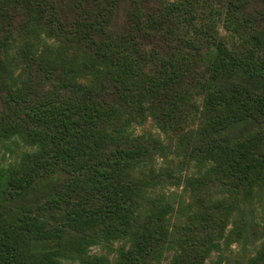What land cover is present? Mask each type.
<instances>
[{
    "label": "rangeland",
    "instance_id": "1",
    "mask_svg": "<svg viewBox=\"0 0 264 264\" xmlns=\"http://www.w3.org/2000/svg\"><path fill=\"white\" fill-rule=\"evenodd\" d=\"M177 1L187 5L186 11L167 7ZM190 9L201 16L199 26L226 45L230 32L223 23L243 24L246 29L240 32L255 35L261 45L258 53L264 55V0H0V220L4 229L20 234L19 242L37 261L47 264L53 254L66 264H81L101 252L116 264H126L127 255L149 240L156 214L168 207L165 201L176 198L175 211L164 216L162 241L149 254L150 264L177 259L180 264H264L259 253L264 244V167L246 169L250 181H243L242 173L215 181L210 158L201 157L188 140L178 145V136L192 131L197 117L187 109L178 128L160 115L157 101L172 95L200 105L211 67L222 62L215 45L198 40L189 28ZM208 15L214 20L209 28ZM185 40L196 42L182 44ZM131 66L135 71L125 75V85L142 92L141 110L125 102L121 74ZM160 66L167 75L178 76L167 89L148 94L144 89L151 77L160 79ZM234 71L227 79L236 97L243 99L251 92L264 97L260 84L238 68ZM77 85L86 88L77 92ZM70 101L79 102L74 115L30 116L48 103ZM81 101L97 102L110 115L89 127L98 136L97 144L74 141L72 152L79 161H61L57 126L66 123V132L78 129L75 119L82 111ZM237 114L240 121L224 129L222 139L236 142L253 134V126ZM128 117L138 121L134 134L159 137L168 152L165 158L154 151L144 154L140 157L144 161L120 176L122 190L138 214L127 231L113 237L107 224L118 228L119 223L96 221L99 216L93 213L98 214L105 201L85 168L129 148L124 133H117ZM164 169L179 179L168 181ZM159 173L162 176H155ZM190 175L192 185L185 180ZM13 177L22 182L9 185ZM179 199L186 208H176ZM188 222L195 223L199 237L212 236L210 241L192 247ZM36 225L43 228V235L53 228L63 232L59 239H43Z\"/></svg>",
    "mask_w": 264,
    "mask_h": 264
},
{
    "label": "trees",
    "instance_id": "2",
    "mask_svg": "<svg viewBox=\"0 0 264 264\" xmlns=\"http://www.w3.org/2000/svg\"><path fill=\"white\" fill-rule=\"evenodd\" d=\"M167 7L173 11H186L187 5L182 1H177L169 2ZM187 12L191 13L188 15L189 19L186 17L190 25L189 28L198 36V40H207L215 45L216 52L221 56L222 62L220 66L211 67V72L209 73L203 89V92H205L204 99L200 105L195 101L193 103H189L190 101L183 103L178 95H172L170 97H165L164 100L157 101L160 106V115L169 121L167 124L171 122L180 128L181 124L185 121V118L183 120V115L186 113L187 109L191 111L197 117L198 122L192 131L182 133L178 136V145L188 140L189 143L192 144L193 150L197 149L198 153H202L201 157L210 158L214 164L212 167L215 171V181L227 174L231 177L239 178V173H242L241 177L243 181H250L251 176L246 169L254 168V166L257 165L264 167V97H260L262 94L259 96L253 92L248 93L243 99L240 96L236 97L233 94V89L229 86L230 82L227 79L229 75L227 76V74L235 73L234 69L238 68L251 80L260 84V89H263L264 96V55L261 56L260 53H258L261 45L258 44L259 41L256 40L255 35L247 34L245 36L240 32V29H246L243 24L232 20L231 22L225 21L223 23V27L230 32V36L226 37V45V42L222 38L215 39L210 36L207 31L203 29L206 28L205 26H199L197 20L201 19V16H197L196 11L190 9V11L188 10ZM206 19L208 20L207 27H212L214 23L212 17L208 15ZM128 42L130 44L135 43V41ZM191 42L195 43L196 41L191 40ZM191 42L185 40L182 41V44ZM1 63L2 60L0 59V64ZM125 67L123 69L124 73L121 74L125 86V102L128 106L137 104V109L140 108L141 110L142 107L140 105L141 100L139 96L143 95L142 92L139 91L135 93V87L128 88L125 85L126 78L124 77L127 74L130 75L134 73V66H131L129 69ZM164 67L165 66H160L161 70L158 74L160 79L151 77L148 81V87L144 89L146 93L156 94L160 92V90L167 89L166 86L175 81L178 75H167ZM183 72H185V70H183ZM224 75L226 76L224 77ZM75 88H77V92H80L86 87L84 85H77ZM134 93L137 96L133 95ZM76 104H79V102L70 101L68 104L62 103L59 105L48 103L45 108H38L36 111L32 112L30 116L37 119H45L55 117L62 118L59 115L55 116L59 112H69L74 115L73 113H77L78 111V105L75 106ZM80 104L82 105V111L80 114H77V119H75L77 121L75 125L78 129L66 132L68 130L66 123H61L57 126L59 132L57 131L58 133L55 134L58 137L61 135L59 137L57 153L61 161H79V159L76 158L78 156L76 151L72 152L74 141L90 140L94 144H97L98 136H96L89 127H92L98 120L106 119L110 115V113H107V110L97 102L81 101ZM134 112L136 111L134 110ZM237 113H241L245 124L253 126V134L244 138L241 136L243 139L236 142H233L229 138L222 139L221 135L224 133L222 131H224V129L228 130L235 122L240 121L235 118L239 115ZM136 122L138 123L135 118L131 119L128 117L124 124H120V128L117 131L120 136L124 133L125 140L129 142L128 149H118L102 160H95L94 163L86 164L87 166L85 168L89 170L87 176L102 193V198L105 201L102 207L98 209V214L97 212L93 213L99 216L96 221L98 223H103L107 220V222L114 223L117 221L119 223L118 228L107 224L108 232L111 233L110 235L113 237H117L123 231H127L131 226L130 224L135 222L136 215L138 214L132 209V203L127 191L122 190L123 183L121 184L122 180H120V176L123 172L125 173L133 167L134 164L144 161L140 158L142 155H147L154 151L160 153L165 158L168 152V146L163 145L164 143L159 137H154L151 133L134 134L133 124ZM161 129H163L162 131L168 132L166 126L161 127ZM169 130H171V127ZM142 145H153L155 149H144L141 147ZM81 168L82 165H79L76 173L79 172ZM164 170L165 172H163V174L167 177L168 181L171 179L177 181V178L179 179V175H175L174 171L169 169ZM160 175L161 173L155 176L158 177ZM14 177L9 178V185L12 183L20 184V182H22V179H14ZM191 177L192 175L189 177L185 176V180H187L190 185L194 182V179H191ZM246 192L247 191L244 190L241 195H245ZM162 200L163 199L159 201ZM175 202L176 198L165 201L168 207L163 208L156 214L154 218L155 223L152 228L154 231L149 235V240L140 247L138 252L127 255L126 264H150L148 261V259H150L149 254L150 252L154 253L155 245L160 242V240L162 241L160 235L167 224V220H165L164 216L167 212L175 211ZM182 202L183 199H179L176 205L177 209L186 208ZM227 209H230V207ZM82 221L83 220H78V223L80 224ZM186 227H190L191 239L189 241H191L192 247H202L205 245V242H209L212 237H199L195 231V223L188 222ZM34 228L42 233L39 236H42L43 239H51L52 237L59 239L63 232V230L53 228L51 230L49 229L46 235H43V228H39L38 225ZM54 232L55 235L53 236ZM19 237V233L9 232L4 229L0 220V264H44V260L37 261L36 258H33V254L25 249L24 243L22 241L19 242ZM32 237L36 239L35 235H32ZM62 239L63 238H61V240ZM208 247L209 246H205V248ZM259 253L262 255L261 259H263L264 244ZM59 255H61V253H59ZM55 256L56 255L53 254L50 255V260L46 263L66 264L56 259ZM89 259L90 260L81 264H116L114 263L116 261L110 260L108 256L101 252L89 255ZM171 264H180V262L177 259ZM189 264H191V262Z\"/></svg>",
    "mask_w": 264,
    "mask_h": 264
}]
</instances>
